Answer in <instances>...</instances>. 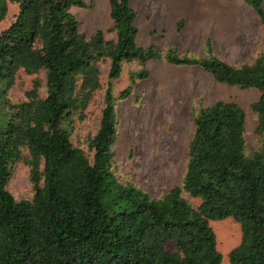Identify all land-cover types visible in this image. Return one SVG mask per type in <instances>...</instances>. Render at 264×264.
Segmentation results:
<instances>
[{"label":"trees","instance_id":"1","mask_svg":"<svg viewBox=\"0 0 264 264\" xmlns=\"http://www.w3.org/2000/svg\"><path fill=\"white\" fill-rule=\"evenodd\" d=\"M264 30V0H243ZM14 20L0 31V264H222L210 220L232 218L240 243L231 264H264V47L252 63L229 64L206 41V56L164 54L137 44L136 11L130 0H109L115 40L97 29L86 36L70 11L85 0H0ZM163 58L175 66L199 67L216 81L255 88L259 145L245 146V113L233 101L217 100L193 116L185 171L178 185L153 198L111 169L117 100L127 98L145 67L129 74L114 96L122 63ZM102 59L109 62L99 127L88 139L90 158L70 140L73 117L100 89ZM18 70L45 71V95L34 80L24 99L5 92ZM26 151V156L22 157ZM23 159L30 199L6 189L12 166ZM184 195L198 198L194 206ZM169 245H171L169 247Z\"/></svg>","mask_w":264,"mask_h":264},{"label":"rangeland","instance_id":"2","mask_svg":"<svg viewBox=\"0 0 264 264\" xmlns=\"http://www.w3.org/2000/svg\"><path fill=\"white\" fill-rule=\"evenodd\" d=\"M85 2L87 7L70 8L80 31L90 36L100 29L105 39L115 40L109 0ZM131 6L136 11L137 44L153 45L161 54L172 46L179 54L206 56L205 45L209 40L215 55L239 66L252 63L264 47L260 20L243 0H132ZM262 7L264 9V1ZM17 11V3L9 2L7 13L0 21V31L9 26ZM99 66L100 89L82 113L73 117L70 133L72 144L90 158L92 152L87 143L99 127L108 60L102 59ZM143 67L149 70L148 77L137 80L132 93L115 104L117 133L111 169L121 182L132 183L153 198L178 185L185 171L193 116L201 107L217 100L233 101L244 110L246 152L250 153L259 145L257 115L250 107L258 98L255 88L241 89L218 82L199 67L175 66L161 58L145 63L123 62L119 77L112 82L114 96L128 84L129 74ZM34 80L40 83L39 95L43 97L44 70L34 74L18 70L5 95L12 102L24 99ZM25 156L26 151L22 154ZM6 189L16 200L32 197L29 170L23 159L12 166ZM184 196L194 206L199 204L198 198ZM209 224L222 264H231L228 253L241 240L239 223L225 218L210 220Z\"/></svg>","mask_w":264,"mask_h":264},{"label":"crops","instance_id":"3","mask_svg":"<svg viewBox=\"0 0 264 264\" xmlns=\"http://www.w3.org/2000/svg\"><path fill=\"white\" fill-rule=\"evenodd\" d=\"M131 1H132V0H130V5H131ZM131 7H132V6H131ZM132 8H133V7H132Z\"/></svg>","mask_w":264,"mask_h":264}]
</instances>
